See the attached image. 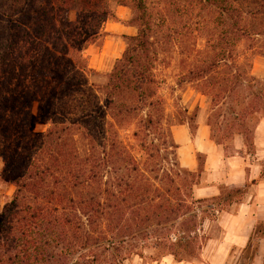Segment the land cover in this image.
Here are the masks:
<instances>
[{"label": "rangeland", "instance_id": "374dc122", "mask_svg": "<svg viewBox=\"0 0 264 264\" xmlns=\"http://www.w3.org/2000/svg\"><path fill=\"white\" fill-rule=\"evenodd\" d=\"M228 1L145 0L153 27L151 59L154 80V85L146 91L149 101L157 106L139 110L136 105L138 94L124 91L115 94V106L118 108L126 104L134 107L136 112L130 116L117 117H114L116 114L108 113L101 120L106 132L104 140L107 142L105 149L109 163L101 179L103 184H107L106 189L120 192L114 197L118 201L116 203L124 200L129 204L143 194L134 193L126 186L113 189L114 185L134 183L139 178L136 173L124 180L123 184L121 182L119 176L124 174L126 167L119 170V160L129 156L134 158L140 174L145 178L139 191L146 190L150 197L157 198L156 204L165 200L174 203L179 198L177 189L181 187V178L185 177V173L180 167L173 134L182 127L187 128L194 139L198 132H206L205 136L208 135L226 157L238 153L240 158H247L249 164L259 163L260 173L264 177V126L261 124L264 121V95L256 94L253 83L246 84L238 78L241 72L252 74L254 69L255 72L264 73V0H232L237 9L232 19L225 11ZM11 4L12 0H0L2 51L10 29L7 15ZM98 4L108 8L115 19L100 22L99 36L82 47L81 57H72L69 66L66 62L67 70L57 66L52 71L48 89L55 88L57 96L51 98L54 100L51 104L47 97L38 100L31 110L29 133L35 139L43 138L54 126H69L76 120H82L90 112L105 105L110 75L123 58L129 39L138 35L137 28L132 25L133 11L127 0H99ZM78 11V6H72L58 22L75 21ZM92 24L98 25L99 22L93 21ZM235 26L247 28L251 36L241 39L242 33H237ZM229 50L236 62L230 61ZM58 74L72 80L71 88L74 91L62 92L64 85L58 81ZM33 76L31 73L27 78V88L33 87ZM149 116L154 125L146 129L145 123ZM44 117H49L48 121H44ZM93 125L92 122L87 125L82 123V129L73 128L75 131L65 138L64 144L69 145L67 152L75 147L81 156H85L88 144L85 138L89 136ZM92 136L98 141L96 135ZM3 142L0 134V215L11 204L16 191L3 175ZM118 142L128 155L116 157L120 152ZM196 157L199 169H204L206 157ZM196 181L201 184L202 175ZM222 191L226 199L223 209L228 214H235L248 191L239 195L232 194L234 189L223 188ZM90 195H93L92 192ZM90 195H86V198ZM229 195L232 196L230 199ZM125 218L129 223L139 222L143 225L126 230L119 224L107 229L104 223V227L100 226L102 230L100 227L95 231L87 230L93 238H106L111 242L110 247L108 244L100 247L90 244L92 248L88 247V251H84L80 241L83 230L70 231L68 237L71 239L72 253L65 259V264H83L82 257L89 258L84 264H177L169 256L173 252L169 250L171 244H176L182 236V232L176 230L177 227L168 230L155 228L152 227L154 222L146 223L135 213ZM186 234L189 235L190 230H186ZM224 234L219 220L207 221L199 232L203 237L201 247L193 252L192 258L181 254L185 262L180 264H209L203 250L209 240L220 241ZM263 236L262 222L249 248L242 253L234 252L233 264H254Z\"/></svg>", "mask_w": 264, "mask_h": 264}, {"label": "trees", "instance_id": "16d2710c", "mask_svg": "<svg viewBox=\"0 0 264 264\" xmlns=\"http://www.w3.org/2000/svg\"><path fill=\"white\" fill-rule=\"evenodd\" d=\"M127 1L132 7V25L137 28L138 35L129 39L123 58L110 75L105 105L82 120H76L69 126H54L43 138L35 139L29 133L33 105L45 97L51 104L54 101L51 98L57 96L55 88L48 89L52 71L57 66L67 70L72 57H81L82 47L99 36L100 22L115 19V15L108 8L100 7L99 0H12L7 15L10 29L6 34L4 49L0 50V134L4 139L1 156L3 175L16 191L13 201L0 215V264H65V259L72 253L68 236L73 230H83L80 241L84 251L92 248L90 244L95 247L108 244L110 247L111 242L106 238H93L87 230H99L104 223L107 229L119 224L126 230H132V226L143 225L127 221L125 216L134 213L146 223L154 222L152 227L162 230L177 227L176 230L182 232L179 241L169 248L173 251L169 256L182 263L185 259L181 254L192 258L193 252L201 247L203 237L199 232L204 224L219 220L225 212L223 191L216 198L194 197V187L199 185L196 178H200L201 172L188 170H184L185 177L181 178V187L177 189L179 198L174 203L165 200L156 204L157 198L150 197L146 190L139 191L145 178L132 156L119 160L121 164L118 169L126 167L119 177L122 184L133 174L138 173L139 178L134 183L114 185L113 189L126 186L134 193H143L140 198L131 200L129 204L120 201L119 206L114 197L120 192L108 190L107 184H103L101 178L109 163L105 149L107 142L104 140L106 132L101 120L108 113L117 117L136 112L134 107L126 104L117 108L115 94L124 91L138 94L135 98L139 110L157 106L149 101L146 91L154 85L152 23L145 0ZM226 4V15L232 19L237 9L232 0ZM72 6L79 7L75 21L59 23L62 14ZM93 21L99 24L94 25ZM234 28L237 33H242L241 39L251 36L247 28ZM228 54L230 61L236 62L231 50ZM31 73L34 75L33 87L27 88L25 82ZM56 77L64 85L62 92L74 91L71 79L60 74ZM238 78L243 83H253L256 94L264 95V87L258 88L264 86V80L250 72H241ZM48 118L44 117V121H48ZM89 122L95 125L85 138L88 143L85 156H81L75 147L67 152L69 145L64 144L65 138L75 129H82V123L87 125ZM145 124L146 129L154 125L151 116ZM92 135H96L99 142ZM117 145L120 152L116 157L121 158L127 152L119 142ZM135 186L138 187L135 189ZM91 192L93 195H90ZM241 193L244 192H232L233 195ZM86 195L90 197L86 198ZM231 197L229 195L228 199ZM229 203L232 204V200ZM186 230H190L189 235ZM82 261L84 264L89 258L82 257Z\"/></svg>", "mask_w": 264, "mask_h": 264}, {"label": "crops", "instance_id": "0c3cea01", "mask_svg": "<svg viewBox=\"0 0 264 264\" xmlns=\"http://www.w3.org/2000/svg\"><path fill=\"white\" fill-rule=\"evenodd\" d=\"M255 71L252 75L264 80V73ZM261 124L263 127L264 121ZM206 134L200 131L194 139L187 128L182 127L174 131L173 137L180 167L193 173L201 172L202 183L194 187L196 199L216 198L223 188L248 191L235 214L224 212L220 217V226L225 231L222 240H209L203 250L209 264H233L234 252L246 251L258 227L262 222L264 225V177L259 163L249 164L247 158H240L238 153L226 157ZM197 155L206 157L204 169H199ZM254 264H264V236L260 239Z\"/></svg>", "mask_w": 264, "mask_h": 264}]
</instances>
